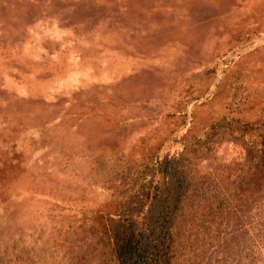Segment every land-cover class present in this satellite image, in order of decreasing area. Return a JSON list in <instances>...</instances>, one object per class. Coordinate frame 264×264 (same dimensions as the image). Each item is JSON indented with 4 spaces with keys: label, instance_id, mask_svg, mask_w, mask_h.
I'll return each instance as SVG.
<instances>
[{
    "label": "rangeland",
    "instance_id": "obj_1",
    "mask_svg": "<svg viewBox=\"0 0 264 264\" xmlns=\"http://www.w3.org/2000/svg\"><path fill=\"white\" fill-rule=\"evenodd\" d=\"M173 169L170 261L264 264V0H0V264H118Z\"/></svg>",
    "mask_w": 264,
    "mask_h": 264
},
{
    "label": "trees",
    "instance_id": "obj_2",
    "mask_svg": "<svg viewBox=\"0 0 264 264\" xmlns=\"http://www.w3.org/2000/svg\"><path fill=\"white\" fill-rule=\"evenodd\" d=\"M162 167L167 170L166 164ZM190 186V181L173 169L159 191L160 196L150 202L140 223L131 220L127 225L130 229H122L123 234H120L122 220L113 225V253L118 264H175L169 257L170 223L177 216L178 202ZM140 196L135 195L129 209L141 205Z\"/></svg>",
    "mask_w": 264,
    "mask_h": 264
}]
</instances>
